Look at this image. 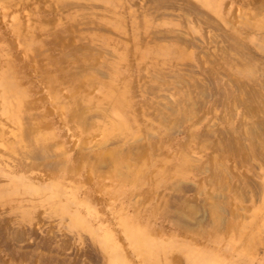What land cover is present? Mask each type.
<instances>
[{
  "label": "rangeland",
  "instance_id": "obj_1",
  "mask_svg": "<svg viewBox=\"0 0 264 264\" xmlns=\"http://www.w3.org/2000/svg\"><path fill=\"white\" fill-rule=\"evenodd\" d=\"M261 157L264 0H0V264H264Z\"/></svg>",
  "mask_w": 264,
  "mask_h": 264
},
{
  "label": "bare ground",
  "instance_id": "obj_2",
  "mask_svg": "<svg viewBox=\"0 0 264 264\" xmlns=\"http://www.w3.org/2000/svg\"><path fill=\"white\" fill-rule=\"evenodd\" d=\"M163 2H166V1H163ZM164 4V3H163ZM167 4V3H166ZM168 5V4H167ZM161 6H162V4H161ZM163 8V7H162ZM248 95V94H247ZM259 95V94H258ZM248 97V96H247ZM259 97V96H258ZM248 98H250V97H248ZM247 98V99H248ZM258 99V98H257ZM249 101H250V99H249ZM240 104H241V102H240ZM170 105V104H169ZM169 105L168 106H166V107H168V108H170L169 107ZM175 105V104H174ZM173 105V106H174ZM245 105L247 106V108H249V107H251V105L249 104V103H247V104H244V103H242L240 106H243V107H245ZM179 106V105H178ZM174 107H177V105L176 106H174ZM172 109V108H171ZM170 109V110H171ZM176 108H173V110H175ZM181 109V108H180ZM179 109V110H180ZM251 109H252V107H251ZM182 110V109H181ZM176 111V110H175ZM253 109H252V113H253ZM172 112V111H171ZM174 112V111H173ZM186 112V111H185ZM248 112V111H247ZM165 114H166V112H165ZM170 114V113H169ZM168 114V115H169ZM182 115V114H181ZM251 116V115H250ZM181 119V118H180ZM244 119V118H243ZM180 121H182V120H180ZM245 121V120H244ZM171 123V122H170ZM182 123V122H181ZM253 123V122H252ZM178 125H179V123H177ZM242 124H245V123H242ZM251 124V123H250ZM254 124V123H253ZM256 124V123H255ZM176 126V125H175ZM258 126L259 125H256V126H250V128H249V131H250V136L252 137V138H254V139H256V136H258V135H256V134H258ZM241 127V126H240ZM243 128V127H242ZM245 129V128H244ZM262 130V129H261ZM246 134V133H245ZM226 135V134H225ZM224 137H226V136H224ZM233 138V137H232ZM251 139V138H250ZM252 140V139H251ZM253 142V141H252ZM252 142H251V144H252ZM220 143L221 144H223V145H225V147L228 149V151H230L231 153L230 154H234V155H236V153H242V148H243V146L241 145V143L238 141V140H235V139H231V138H229V137H227V138H225V139H222L221 141H220ZM253 145V144H252ZM256 145V144H255ZM253 147H254V145H253ZM245 150V149H244ZM235 151V152H234ZM234 152V153H233ZM263 162L264 163V157H261V160H260V162ZM257 167H259V166H257ZM221 171V170H220ZM222 173V172H221ZM211 174H212V172H211ZM212 175H214V174H212ZM217 175H219V174H217ZM224 175V174H223ZM222 176V175H221ZM224 177V176H223ZM218 178V177H217ZM219 180V179H218ZM251 180V179H250ZM248 181V180H247ZM249 182V181H248ZM251 182H253L252 180H251ZM249 185L251 186V184L249 183ZM257 186V185H256ZM253 187V185L251 186V188ZM257 187H259V185L257 186ZM256 188V187H255ZM253 190H257L258 191V189L259 188H257V189H254V188H252ZM260 189H261V187H260ZM259 189V190H260ZM261 191V190H260ZM259 191V192H260ZM255 192V194H256V191H254ZM262 192V191H261ZM260 192V193H261ZM245 194V193H244ZM255 194L253 195L254 197H255ZM242 195H243V192H242ZM261 195V194H260ZM257 196V195H256ZM259 196V195H258ZM260 197V196H259ZM256 198V197H255ZM201 205V204H200ZM210 206V205H209ZM213 206V205H212ZM223 207V206H222ZM196 208H197V206H196ZM198 209V208H197ZM197 209H195V208H192L191 210H190V213H191V215H194V214H196V211H197ZM199 210V209H198ZM204 210V209H203ZM221 211V212H224L222 209H220L219 207H216V206H213V207H210L209 208V211L212 213V215H213V213L215 214L216 212H218V211ZM224 210H225V208H224ZM227 211V210H226ZM199 212V211H198ZM201 213V212H200ZM229 213V212H228ZM198 215V214H197ZM228 215V214H227ZM186 216V215H185ZM215 216H217L216 214H215ZM219 216L220 215H218V217H217V219L216 220H210L209 219V221L210 222H213L214 221V223L216 222V223H219V225H221V222H222V220L219 218ZM191 217V216H190ZM223 217V216H222ZM198 218H194V221H195V225H200V222H201V219H199V220H197ZM223 219H224V217H223ZM197 220V221H196ZM181 221V220H180ZM193 221V222H194ZM224 221V220H223ZM183 223H185V224H187V222H183ZM201 226V225H200ZM196 228V227H195Z\"/></svg>",
  "mask_w": 264,
  "mask_h": 264
}]
</instances>
